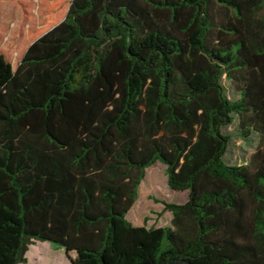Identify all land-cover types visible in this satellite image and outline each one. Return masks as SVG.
I'll use <instances>...</instances> for the list:
<instances>
[{"label": "trees", "instance_id": "obj_1", "mask_svg": "<svg viewBox=\"0 0 264 264\" xmlns=\"http://www.w3.org/2000/svg\"><path fill=\"white\" fill-rule=\"evenodd\" d=\"M0 1L20 4L0 27V264L38 242L71 264H264V0ZM236 117L259 137L239 166ZM157 162L187 200L134 226Z\"/></svg>", "mask_w": 264, "mask_h": 264}, {"label": "rangeland", "instance_id": "obj_2", "mask_svg": "<svg viewBox=\"0 0 264 264\" xmlns=\"http://www.w3.org/2000/svg\"><path fill=\"white\" fill-rule=\"evenodd\" d=\"M19 8L20 4L17 2L0 1V27L4 28V24L10 22L14 13L17 17ZM223 84L229 99H236L230 83L224 80ZM223 133L230 137L225 161L238 166L249 162L251 155L257 150L258 135L254 133L245 140L239 131L237 117L232 125L223 128ZM152 183H155V188L152 187ZM187 197V191H173L168 187L166 166L157 162L146 169L145 178L137 190L136 202L128 212L127 219L134 226L145 225L147 228L170 226L172 214L165 208L164 203L182 204L186 202ZM27 257L26 264H71L75 254H66L62 248L38 242L30 248Z\"/></svg>", "mask_w": 264, "mask_h": 264}]
</instances>
